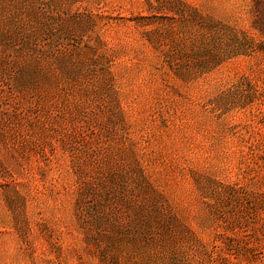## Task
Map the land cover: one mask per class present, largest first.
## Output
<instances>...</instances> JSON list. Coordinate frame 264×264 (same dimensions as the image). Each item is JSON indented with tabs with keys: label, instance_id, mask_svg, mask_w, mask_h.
<instances>
[{
	"label": "rangeland",
	"instance_id": "rangeland-1",
	"mask_svg": "<svg viewBox=\"0 0 264 264\" xmlns=\"http://www.w3.org/2000/svg\"><path fill=\"white\" fill-rule=\"evenodd\" d=\"M0 264H264V0H0Z\"/></svg>",
	"mask_w": 264,
	"mask_h": 264
}]
</instances>
